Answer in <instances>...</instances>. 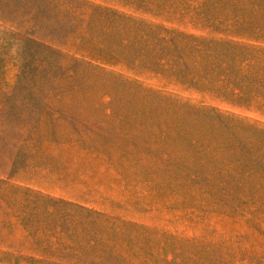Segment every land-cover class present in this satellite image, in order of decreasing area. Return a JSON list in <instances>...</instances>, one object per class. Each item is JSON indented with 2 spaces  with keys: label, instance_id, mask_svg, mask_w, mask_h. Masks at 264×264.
Wrapping results in <instances>:
<instances>
[{
  "label": "rangeland",
  "instance_id": "rangeland-1",
  "mask_svg": "<svg viewBox=\"0 0 264 264\" xmlns=\"http://www.w3.org/2000/svg\"><path fill=\"white\" fill-rule=\"evenodd\" d=\"M226 42L264 0H0V264H264V116L183 85Z\"/></svg>",
  "mask_w": 264,
  "mask_h": 264
},
{
  "label": "trees",
  "instance_id": "trees-1",
  "mask_svg": "<svg viewBox=\"0 0 264 264\" xmlns=\"http://www.w3.org/2000/svg\"><path fill=\"white\" fill-rule=\"evenodd\" d=\"M158 27L159 30L170 36L171 43L176 40V36L190 44L218 43L213 40L207 41L208 39L187 36L176 30ZM220 44L229 48L225 55L227 68L223 74V84L217 85L215 81H212L205 86V84L190 80L183 82V85L201 93L213 94L215 98L238 109H254L264 116V50L243 45L238 47L232 42ZM244 62H248L246 70H243L241 66Z\"/></svg>",
  "mask_w": 264,
  "mask_h": 264
}]
</instances>
